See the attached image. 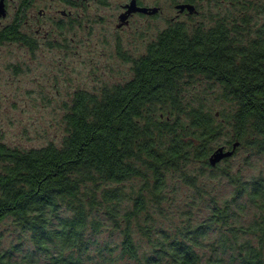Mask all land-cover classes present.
Wrapping results in <instances>:
<instances>
[{"label": "trees", "instance_id": "obj_1", "mask_svg": "<svg viewBox=\"0 0 264 264\" xmlns=\"http://www.w3.org/2000/svg\"><path fill=\"white\" fill-rule=\"evenodd\" d=\"M246 5L236 10L238 16L228 12L209 25L172 20L145 54L129 59L133 76L128 81L100 92L78 89L65 115L61 146L23 150L0 143V224L13 219L34 245L23 262L15 258L16 246L0 251V264H89L94 240L88 231H101L102 214L124 235L118 259L203 264L198 248L208 246L217 254L231 251L238 264H264L263 176L245 181L240 173L225 171L235 185L233 203L246 196L260 210L253 225L232 226L229 201L214 204L199 225L175 233L149 223L150 207L162 206L174 172L192 161L216 167L210 157L228 126L234 132L231 149L238 143L264 154V23H254ZM7 42L37 46L17 21L0 27V44ZM197 77L222 87V98L233 106L230 113H213L186 99V85ZM182 177L190 184L195 180L186 173ZM134 179L142 181L141 188L129 197L120 185ZM144 214L147 220L141 223ZM218 227L227 230L204 245ZM135 228L151 244L149 253L141 252ZM249 234L258 236L257 245L243 238ZM100 256L104 262L98 264L118 261L103 250ZM217 257L208 264H221Z\"/></svg>", "mask_w": 264, "mask_h": 264}, {"label": "rangeland", "instance_id": "obj_2", "mask_svg": "<svg viewBox=\"0 0 264 264\" xmlns=\"http://www.w3.org/2000/svg\"><path fill=\"white\" fill-rule=\"evenodd\" d=\"M74 1L75 4L29 0L24 4L25 0H9L8 15L0 16L4 25L19 17L23 31L37 40L34 49L20 42L0 44V143L23 150L49 143L61 146L67 134L65 115L75 92L78 89L100 92L105 86L128 81L133 76L129 59L145 54L172 20H182L191 27L209 25L228 12L238 16L236 10L247 4L253 22L264 23V0H194L197 11L192 14L177 8L186 0H138L146 7H159V11L133 13L123 24L120 16L132 0ZM222 96V87L203 77L195 78L185 89L186 99L204 104L210 112L230 113L233 106ZM227 128L214 147L226 145V149H231L228 142L234 141V132ZM235 150V154L227 157L228 162L224 158L214 168L192 161L183 167L184 171L174 172L169 177L162 206L150 207L153 221L149 223L156 230L175 233L204 222L214 204L223 206L227 201L235 213L230 219L232 226H249L260 221V210L246 196L233 203L235 185L225 176V171L240 173L245 181L264 177V154L246 145H238ZM183 173L195 177L193 183H187ZM141 184L140 179H134L120 186L129 197H134ZM100 218L105 221L101 231L96 234L91 229L88 231L94 240L89 264L104 262L101 250L105 256L117 259L116 264H137L128 258L118 259L124 235L103 214ZM146 220L147 215H142L141 223ZM226 230L218 227L211 231L204 245L216 242ZM257 235L243 238L257 245ZM134 236L141 252L149 253L151 244L147 238L136 228ZM14 246L15 258L20 261L34 249L29 233L7 218L0 224V251ZM198 252L203 264L217 256L222 259L221 264H238L232 261L231 251L217 254L202 246ZM110 258L105 261L110 262ZM44 260L40 257V262Z\"/></svg>", "mask_w": 264, "mask_h": 264}, {"label": "water", "instance_id": "obj_3", "mask_svg": "<svg viewBox=\"0 0 264 264\" xmlns=\"http://www.w3.org/2000/svg\"><path fill=\"white\" fill-rule=\"evenodd\" d=\"M125 8L127 9L126 12H123L120 16L121 24L127 22V19L133 13L141 12L147 14H155L159 11V7L140 6L138 5L137 0H132L129 4L125 6ZM177 8L180 10V12H183L186 9L191 14L196 12L195 5L191 3L179 4ZM5 15H6L5 4L3 0H0V16H5ZM238 145H239L238 143H235L232 149H226L225 146L219 147L210 157L211 165L216 166L222 159L232 156Z\"/></svg>", "mask_w": 264, "mask_h": 264}, {"label": "flooded vegetation", "instance_id": "obj_4", "mask_svg": "<svg viewBox=\"0 0 264 264\" xmlns=\"http://www.w3.org/2000/svg\"><path fill=\"white\" fill-rule=\"evenodd\" d=\"M4 1V4H5V10H6V15L5 16H3V17H6L7 15H8V13H9V0H3ZM137 3H138V5H140V6H144V5H141V3L137 0ZM25 4V3H24ZM27 4V3H26ZM2 17V18H3ZM15 21H17V22H19L20 24H21V22H22V20L21 19H19V17H17L13 22H15ZM12 23V22H11ZM7 25V24H6ZM6 25H4V24H2V20H0V27H2V26H6ZM22 26V25H21Z\"/></svg>", "mask_w": 264, "mask_h": 264}]
</instances>
